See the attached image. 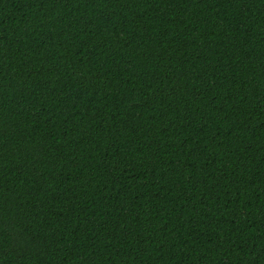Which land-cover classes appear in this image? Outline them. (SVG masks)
Instances as JSON below:
<instances>
[{
    "label": "trees",
    "instance_id": "obj_1",
    "mask_svg": "<svg viewBox=\"0 0 264 264\" xmlns=\"http://www.w3.org/2000/svg\"><path fill=\"white\" fill-rule=\"evenodd\" d=\"M0 264H264V0H0Z\"/></svg>",
    "mask_w": 264,
    "mask_h": 264
}]
</instances>
